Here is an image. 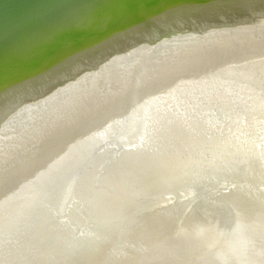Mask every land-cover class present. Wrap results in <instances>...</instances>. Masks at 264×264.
<instances>
[{
  "label": "rangeland",
  "instance_id": "1",
  "mask_svg": "<svg viewBox=\"0 0 264 264\" xmlns=\"http://www.w3.org/2000/svg\"><path fill=\"white\" fill-rule=\"evenodd\" d=\"M204 1L190 0L187 2V8L184 7L186 16H182L185 19L179 18L177 29L168 30L165 25L170 21L167 19L169 15L167 12L170 7L173 9L174 5H171L174 3L173 0L163 1L165 3L163 7L166 4L171 5L167 6L169 8H164L166 12L163 10L165 13L163 15L160 11L155 15L135 18V25L141 24L140 26L144 28L148 23L151 27L147 37L140 31L144 39L139 42L131 38L127 30L120 29L122 33L116 35L110 34V30L107 32V37L103 39L105 42L109 40L118 42L117 67L123 72L130 71L133 70L130 66L134 63L136 71L132 78L130 89L132 92L128 91V100L121 106L104 107L106 111L112 112L109 124H113V121L118 123H115L116 125L112 127L106 139L96 145L83 159L84 161L92 160L87 161V165L92 166L89 178L79 183L77 187L75 185L67 188V183L76 173L78 166L67 174L43 180L26 177L27 172L25 171V175L21 176L22 188H28L25 181H29L31 186L41 187L50 193L49 198L54 199L48 209L50 218L57 224H54L52 228H47L48 236L40 232V228L26 232L23 236L20 233L22 225L10 231L13 224L20 220V214L13 213L16 208L9 204L11 199L8 198L9 187L14 185L11 182V174H18L16 173L18 168L5 166L7 160L3 152L7 146L6 144L0 145V186L2 187L0 190L5 193V196L0 199V214L3 215L0 216V259L5 260L4 264H171V260H175L176 257L168 254L169 252L162 253L159 250L160 243L167 238L175 240L188 229L196 228L197 220L201 217L225 224L222 212L228 205L234 207L235 211L237 210V215H243L240 217L241 220L237 221V226L231 229L232 233L240 238L239 240H251L257 235L252 234L251 236L253 231H264V158L262 159L264 146H261V143H264V118L230 121L220 109H216L215 113L212 112L210 115L196 117L191 112L195 105L187 103L189 99L196 100L195 94L187 92L188 99L184 92L182 95L173 91V87L178 90L182 88L177 86L176 82L181 78L175 73L181 71V66L197 65L200 67L199 73L206 71L204 66L208 62H212L215 66L219 64L217 67L222 65L226 67L224 71L231 75L230 78H236V83L242 84L247 76H254L263 81L261 70H264V0ZM242 1L246 4L240 5ZM122 19L123 17H115L101 23L113 26L119 22L118 24L125 23L122 24L125 27L133 26L132 23L126 22V19ZM42 29L43 37L39 45L45 53L43 61L37 68L38 71L35 70L37 73L30 78L31 88L27 93L28 98L36 100L42 109L35 111L34 116L31 115V120L28 121L25 131L18 139V145L14 146L15 151L19 148L25 153L34 146L35 136L40 134L42 137L46 136L53 129L39 131L45 122L43 118H38L36 112L49 113V115L53 112L59 115L61 105L67 103L68 98L74 94L71 84H59L62 82L57 81V78H52L46 70L58 71L61 67L59 71L67 74L66 77L76 79L75 76L79 75L70 65L74 57L62 46L65 42L53 36L54 32L52 33L47 23H43ZM15 30L19 32L21 28ZM181 38L186 39L179 42ZM103 40L94 39L92 51L101 48ZM18 50L11 52L9 48H6L10 72L9 76L0 75V132L3 134L10 131L13 133L12 127L8 125L9 118L5 119L3 114L7 107L6 110L12 107L10 104L13 102L11 101L17 95L16 91L14 92V89L10 87L9 80L14 78L21 86V50ZM92 51L91 54H96ZM59 63H62L60 67ZM178 67V70L171 72V69ZM189 71L190 69H186L181 72ZM211 71L215 70L213 68L207 70L209 74ZM173 74L177 76L171 77ZM206 74L199 76L206 79L203 85L214 84L216 80L207 77ZM109 76L103 75L100 71L95 75L97 80L101 79L98 87L100 93H124L125 75L117 76L121 79L113 75ZM166 77L170 80L161 84L160 90L154 92L159 96H157L156 103L158 106L153 121L155 124L149 129L150 134L156 137V140H150L149 143L160 142V144L150 145L152 146L151 151H146L148 150L146 148L150 147L148 144L136 147L129 153L120 149L114 138H120L122 135L119 132H125L126 128H129L127 115L125 116L133 109L129 104V99L136 95L138 90H143L146 82L155 79L159 83L160 80L168 79ZM228 83L229 81H224L219 84L226 89L230 86ZM250 83V87L255 84ZM4 85L6 89L2 90ZM43 86H50L52 89L47 91ZM116 86L119 87L116 88ZM258 88L264 89L263 86ZM261 94L264 96V92ZM163 95L167 97L164 98ZM240 95L245 96L246 94ZM240 95L221 90L213 94V99L222 105L230 102V104H235L234 101ZM251 101V105L256 102L255 99ZM181 106L186 112L181 111V109L184 110ZM29 107L32 108L30 103ZM101 108V104L97 101L92 104L89 111L92 115H96ZM11 111H7L4 115L10 116ZM219 119L224 120L228 129H216L211 134L205 135V128H207L205 122L209 123ZM94 120V125L104 124L105 127L109 125L107 122L104 123L100 117ZM120 126L123 128L120 129ZM37 131L39 132L35 135H24ZM148 139L151 138L148 136ZM173 140L175 144H172ZM224 141L232 146L246 144L249 147L243 145L238 151L231 148L224 149L221 147ZM101 146L105 152H101ZM14 154L13 151L9 155V160ZM130 157L133 159L125 162ZM83 178L81 176V179ZM3 180L6 184H1ZM54 182L59 183L56 188ZM170 183H175V186L172 188ZM40 196L39 200H44L43 195L40 194ZM195 198L201 200L197 201ZM5 209L7 214L4 213ZM24 211L28 210L24 209ZM207 228H203L201 234H207L209 237L218 230L216 227ZM22 236L23 239H21ZM222 237L223 239L218 243H224L226 240L224 234ZM10 238L11 240L8 241ZM11 244L16 245L14 249H10Z\"/></svg>",
  "mask_w": 264,
  "mask_h": 264
},
{
  "label": "bare ground",
  "instance_id": "2",
  "mask_svg": "<svg viewBox=\"0 0 264 264\" xmlns=\"http://www.w3.org/2000/svg\"><path fill=\"white\" fill-rule=\"evenodd\" d=\"M163 1L164 0H0V75L6 74V76L7 75L9 76L8 73L10 72L9 70L10 64L7 59L6 48H9L11 52H16L18 49H19L18 51L21 50V80L19 79L21 81V86L20 83L17 82V80H14V78H11V80H9L11 85L10 87L14 89V92L16 91L17 95L16 98L13 101H11L13 102L12 104H10L12 105V107H10L8 110H6L8 107L5 109L6 112L12 110L10 112V116L4 115L6 112H4L3 114L5 119L9 118L8 125L12 127L11 129L13 133H10L11 131L6 132L5 134L0 132L1 134L0 145L6 144L7 146L3 152L5 156V160H7L5 163L7 165L5 166L6 167L9 166L10 168L11 167L18 168L16 169L18 171L16 173L18 174H11V179H12L11 182H13L14 185L12 187H9L10 195L8 196V198L11 199L9 204L16 208L13 213L20 214L19 215L20 220H18V222H16L15 224H13V226L11 227L12 230L10 229L11 232L22 225V230L20 233L23 236L26 235L25 234L26 232L34 231L37 228H40V232H44L48 236L49 232H47V228H52V226L55 224V222L52 221V219L50 218L49 209H48L51 202H53L54 199L49 198L50 193H47L45 190L41 189V187L31 186L29 184V181H25L26 184L28 185V188L26 189L22 188L20 183H21V176L25 175L24 171L27 172L26 177H33L37 180L40 179L43 180L45 178H54L60 175L67 174L71 172L72 169H74V167L78 166L76 173H74L73 177L68 181L67 188L75 185H76L75 187H77L79 183H82L83 181L89 178L91 174L90 170L92 169V166L87 165V161L89 159L86 161H84L83 159L96 145L101 144L103 140L106 139L105 137L110 133L112 127L116 125L115 123H118L117 121H113V124H109V121H111L112 112L106 111L104 107L109 106L110 108V106H115V105L116 107L121 106L123 105V103L126 102V100H128L127 97L129 95L128 91L131 89L132 78L136 71L135 70L136 64L134 63L131 64L130 66V68H133V70L130 71L124 70L125 72H123V70H120L117 67L118 59L116 57L118 54L116 50L118 46L117 45L118 42H115L114 40L113 42L111 40H109V42L107 41L105 42L103 39L107 37L108 34L107 32H109V30L111 31L110 34L112 33L116 35L122 33V30L120 29H123V31L127 30V33L130 35L131 38H134L138 42L142 41L144 39V36L147 37L148 32L151 31V27L150 24L148 23L144 26V28L140 26L141 24L139 26H137V24L135 25L134 24L135 18H138L139 16L145 17L146 15H151V14L155 15L157 14V12L160 13V11L162 12L161 14L163 15L165 14L164 11L166 12L165 9L169 8L171 5H174L173 9L170 7V10L167 9L168 10L167 13L169 15L166 13L168 15L167 19L170 20V21L167 20L168 23L165 24L167 26L166 29L169 30L171 28L173 29L179 28L178 20L183 15L186 16V14H184L185 13L184 7L188 6L187 2H190V0L188 1L173 0L174 3L172 2L173 4H171L170 6L166 4L165 6L166 8L163 7L165 4ZM166 1L168 0H165V2ZM244 2L245 1H242L240 5ZM141 8H145V9H141ZM236 14L238 15V13ZM115 17L116 18L123 17L124 20L126 19V22L132 23L133 26L125 27L123 26L125 23L124 24L122 23L123 24L122 25L121 23L118 24L119 22L117 23L119 27L117 26V24L112 26L101 23L103 21L107 22V20ZM182 18L185 19V17ZM146 22H148V20ZM43 23H47L52 33L54 32L53 36H56L57 38H61V40L65 42V45L62 46L66 49L68 53H70L74 57V59L70 62V65L72 66L74 72H76L79 75L75 76L76 79L66 77L67 74H64L63 72L59 71L61 70L60 65L62 63L58 64L60 67L58 71L46 70L47 72H49L52 78L55 79L57 78L56 79L57 81L62 82L59 84L61 85L62 84L65 85V83L71 84L72 85L71 88L74 89V94L70 96V98H68L69 100L67 101V103L65 102L63 105H61V107L59 108L60 109L59 115L54 114L53 112L50 115L49 113L44 114L42 112H36L38 118H43L45 122V124L43 123L41 125L39 131H42L43 129L44 130L51 128L53 129L51 130L50 134L46 136L42 137V134L35 136L33 141L34 146L29 152L25 153L22 150L20 151L19 148L16 149L15 151L14 146L18 145L17 144L18 139L21 137L20 135H22V133L25 131L28 121L31 120L30 119L31 115L34 116L35 111H38V109H42L41 108L42 106H40L36 102V100H34L33 98L31 99L28 98L27 93L31 88L30 78L35 73H37L38 71L37 68L40 66L41 64L40 62L43 61V55L45 53V51L39 45L43 37V33H42ZM18 28H21V31H19L21 33L15 30ZM140 31L144 34V36L140 35L141 34ZM98 38L104 41L102 42L104 45L101 43L102 44L101 48L97 49V51H92L93 50L92 41ZM185 39L186 38H181L179 42L185 41ZM125 40H127V38ZM249 43H251V41ZM239 45L241 46V44ZM253 49L255 50V48ZM90 50L96 54H91ZM217 65L215 66V64L213 65L212 62L210 63L208 62V64L204 66V68H206V71L200 70L202 73L201 72L198 73V69L200 67L197 65L196 66L190 65L186 67L181 66L180 68L181 71L190 69V71L186 73H182L181 71L175 72L176 70L179 69V67L173 70L171 69V72L172 71L175 72L178 75V77L181 78L178 79L176 83L177 86L182 87L181 89L183 90L180 91L181 89L178 90L173 87V91L176 93L178 92L179 94L182 95L184 92L186 98H188V94L186 95L187 92H189L190 94H195L194 98H196V100L195 99L190 100L188 98L189 100H187V103L189 105H195L194 109L191 112L196 117L207 116L212 114V112L215 113L216 109H220L222 113H225L227 115L226 119L230 121L238 120V119L247 120L253 118L263 119L264 96L261 94V92H264V89L262 90V88H258V87H262V86L264 87V79L262 81L261 79L254 78V76L252 77L247 76V78L244 79V81L242 79L243 81L242 84L236 83L237 81L236 78L235 79L234 77L230 78L229 76L231 75H229V73L224 71L226 67L224 68L223 65L217 67ZM228 66H230V64ZM228 66L227 68H229ZM209 68L210 69L213 68L216 72L211 71V73L209 74L207 72ZM99 71L103 73V75L105 76L113 75L117 77V76L125 75L124 93L121 94L100 93L101 91H99L98 87L100 86L99 82H101V79L97 80L95 77V75ZM255 71L257 73V70ZM203 73L205 74L207 73L206 76L213 78L214 80H216V82H213L214 84L211 85H203L206 79L204 77L202 78L199 77L200 74ZM176 74L171 75V77L172 76L175 77ZM261 74L264 77V70H261ZM169 77H166L168 79L160 80L159 83H157L155 79H152L150 82H146L145 88L143 90H138L136 95H133L129 99V104L132 106L130 107L133 108L131 112L128 111L129 113L125 114V116L127 115V122L129 128H126L125 132L123 131L119 132V134L122 135L120 138L117 139L114 138V140L118 142L119 144L118 147L120 149L125 150L126 152L129 153L133 151L136 147L139 148V146L143 144L145 145L148 144L149 146L152 144H160V142H155L152 144L149 143L150 140L151 141L156 140V137L153 134H150L149 129H151V127L155 124L153 123V121L158 106V105L156 106V103L158 101L157 99L159 96L155 95L154 92L159 91L160 88L162 87L161 84L163 83L165 84L168 80H170ZM224 81H229L228 85L230 86L227 87L226 89H224V87H222L221 84H219L220 82H224ZM250 82H254L258 86L254 84L252 88L250 87L251 86ZM118 87L116 86V88ZM165 88L167 87L165 86ZM234 88H236V90H234ZM4 89H6L5 85L2 90ZM44 89L47 91L48 90L51 91L52 88L50 86L48 87L46 86L44 87ZM199 90L202 91L204 94L201 93ZM221 90L230 92L232 94L240 95L244 93L246 95L237 96L236 101H234L235 104L233 103L230 104L231 103L230 102L228 104L222 105L220 104L219 101L213 99V94L218 93ZM6 91H4L5 95H7ZM130 92L132 91L130 90ZM55 94H57V92H55ZM166 97L167 95L164 96V98ZM251 99L256 100L254 105H251L252 103ZM97 101H99L102 108L96 112L97 113L96 115H92V113H90L89 111V108L92 106V104L97 103ZM29 103L32 105V108L29 107ZM178 106L180 107V105ZM119 108L121 109V107ZM125 108H127L128 110L130 109L128 107ZM181 108L184 109L183 106H181ZM181 111L186 112L185 109L184 110L181 109ZM0 114H1V108H0ZM96 117H100L104 121V123L107 122V125L108 124L109 125L106 127L104 124L94 125L95 123L94 119ZM205 124L207 127L205 128L207 133V134L205 133V135L211 134L216 129H221V128L228 129L227 124L224 122V120L221 119H219L218 121H211L209 123L205 122ZM122 128L120 126V129ZM39 131L30 132L24 135L26 136L35 135V133H38ZM148 136L151 139L147 140ZM259 143H261L260 140ZM243 145L246 144H242L240 146L238 145L232 146L231 144L226 143V141L221 143V147H223L224 149L231 148V149H237V151L239 150V148L241 149ZM152 146L147 147L146 149L148 150L146 151H151ZM246 146L249 147V145ZM261 146H264L263 142L261 143ZM100 148H101V152H105L103 146H101ZM105 149L109 150L110 148H105ZM13 151L15 154L12 157V159L9 160L8 157ZM115 153L116 155H118L117 152ZM102 155L103 153L101 154V156ZM263 158L264 157H262V159ZM83 170L86 172H82ZM81 176L84 178L81 179ZM4 183L5 180L1 182V184ZM54 184L56 188V186L59 183L54 182ZM170 184L172 188L175 186L174 185L175 183H170ZM1 188L2 187L0 186V189ZM39 193L43 195L44 200H39L40 199L39 197H41ZM4 196L5 193H3L2 190H0V199H2V197ZM24 209L28 211H24ZM10 212L12 211L10 210ZM4 213L7 214L6 209L4 210ZM0 216L3 215L0 214ZM54 220L56 221V219ZM201 233L202 232L197 231L195 227H192L191 229H188L186 232H184V234L177 236L178 237L177 239L174 238L175 240L171 238L165 239V241L160 243L159 250L164 254L169 252L168 254L175 256L176 259L181 257V255L183 254L189 255L187 250L192 248L191 245L192 242L189 236H192V238L194 239V236L199 234L198 235L199 237L197 236L198 238L195 239L194 241L196 242V244H200L202 241L206 240V238L209 237L207 234H201ZM23 236L21 239H23ZM10 240L11 238L8 239V241ZM166 244L168 245L166 246ZM15 246L16 245L11 244L9 247L10 249H14ZM170 246H172L173 248H166ZM4 262L5 260L3 259L0 261V264H4Z\"/></svg>",
  "mask_w": 264,
  "mask_h": 264
},
{
  "label": "water",
  "instance_id": "3",
  "mask_svg": "<svg viewBox=\"0 0 264 264\" xmlns=\"http://www.w3.org/2000/svg\"><path fill=\"white\" fill-rule=\"evenodd\" d=\"M175 144L174 140L172 144ZM133 157L127 159L129 162ZM200 201L201 199L195 198ZM228 205V204H227ZM231 205H228L222 212L225 224L217 220L201 217L197 220L196 229L202 232L203 228L216 227L218 230L200 244L194 241L199 234L189 236L192 242V248L187 250L188 254H183L181 257L171 260V264H264V231L255 230L251 236L257 234L253 239L248 241L239 240L240 238L234 235L231 231L233 226H237V221L241 220L243 215H237ZM224 243H218L223 239ZM253 234V235H252ZM198 236V237H197ZM188 255V256H187Z\"/></svg>",
  "mask_w": 264,
  "mask_h": 264
}]
</instances>
